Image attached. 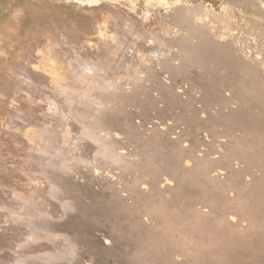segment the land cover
<instances>
[{"label": "bare ground", "instance_id": "6f19581e", "mask_svg": "<svg viewBox=\"0 0 264 264\" xmlns=\"http://www.w3.org/2000/svg\"><path fill=\"white\" fill-rule=\"evenodd\" d=\"M98 1L99 0H92L91 2L94 4ZM160 2L167 11L162 14L159 13L160 15L157 16L159 21H172L174 26L172 24L170 26L163 25L158 31L156 30L157 28L154 30H147L148 26L145 28V24L147 25V18H139V12L141 11L138 5H130L129 3L123 4L120 1V3H118L119 5L115 3H113L114 5L109 3V5H107V3L100 5L96 4V7L89 9L91 10L89 13L87 11L83 13L81 9H79V12L74 10V12L70 14V17H67L69 19L68 21L57 18L58 16H51L49 20L43 22V20H41L43 15H39L35 19L38 22L40 21V23L36 25V28L33 30L31 29L32 34H29L30 39L23 45L16 44L14 46L15 48H13V51L17 55L15 58L17 61L14 60V62H17L16 64L18 67L16 64L15 65L19 68V71L16 73L25 78V80H29V82H23V80L22 83L24 84L22 85H19L18 82L17 86L15 85L17 88H15V86L14 88L9 86L6 88L5 86L7 85H2L4 88L9 89V91L11 89V91L14 92L15 99L17 97L19 98V94H22L23 91L26 92L29 95L31 107L29 108L30 104L27 105L29 109H27V107L24 108L26 112L22 113L19 111V113L12 111V109L10 110L11 112L9 111L10 113L8 112L11 118L9 119L12 120V125L15 127V130L17 128L19 134L12 132V137H10V139L14 141L18 140V145H16V143V146H14V144H8L10 139H5L7 141L5 145L7 148L5 149L9 148V151L12 150L13 153L11 154H14L18 149H20L21 152L23 147L29 149V151L25 149L24 152L28 153L26 156L22 157L18 156L17 152V155L15 154L14 156L10 154L11 157L9 156L10 158L8 157L5 160L6 163L12 164L13 166L12 169H8L7 167L8 172L21 173V175H19L20 177H17L15 174H7L8 176L6 175V177L0 176V186L1 188L3 187L2 194H0V212L3 209H8L13 213H15L14 210H16L19 214L16 212L15 218L13 217L14 215H11L14 219H7L4 217V221H0V238L3 236L1 239H3L5 244L11 245V247L12 245H16L17 252L15 250L13 251H15L16 254L18 252L22 254L21 257H25V261H21L20 258L17 262L11 261L12 259H9V255L12 253H7L9 252V247L6 252L5 245L1 244V263L54 264L56 259L64 257L68 249H71L69 247L73 245L70 236L53 230L49 222L40 218L44 211H50L48 207L49 200L43 195L46 188L40 187L44 182L42 173L48 171L45 165L49 158L41 156L40 152L42 150H49L48 146H56L62 115H68L70 111L72 112L78 122L76 127L83 125L82 130L87 137V142L93 148V151L84 152L82 154L81 162L78 165L75 167L70 166V170H66L63 173H57V177L65 187L67 196H69L72 192L73 175L81 174L83 169H88L93 172L95 176V173H98V170L101 169L100 165L103 159L114 162L113 165L115 162L121 163L127 170L131 168V164H134L128 160V158L130 159V155H127L124 151L122 152L123 148L119 147L117 139L121 132L118 134L116 130V128H120L124 132H128V129L132 131L133 128L131 123L116 117L113 120H116L118 127L110 129L108 128V123L105 121L106 118L104 114L110 108L111 100L117 97L115 91L119 85L116 82L118 79H116V76L125 75L133 71L135 72L138 65L142 66L141 64L144 63L142 60L143 55L149 58L148 61L150 60L152 63L158 64L168 71L180 69V64L183 63L182 61L191 55V51H189L191 48L189 42L194 38L195 23L199 19L202 21V18H205V20L209 19V21L207 20L209 23L206 26L207 28L198 30L199 34L204 38L203 48L205 47L207 49L212 60L219 67L234 71H246L247 68L255 64L254 61L257 62L261 58L260 55H263L259 53L253 59L246 45H244L245 43H242L243 41L239 39V35H237L238 32H235L236 28H233L231 25L228 26L229 24H226V21V26L220 28L222 30H219V28L214 25L218 21V17L213 7L208 9L207 6L201 3L199 5H190V2V4L188 2L183 3L181 0H177L172 4L173 6L166 0H161ZM245 2L252 8L258 10V14L256 13V15L264 19V0H245ZM149 18L148 21H150ZM17 20L19 19L17 18ZM21 20H19V22ZM205 20H203V23L207 22ZM201 21L200 23H202ZM11 23L12 21L9 22L10 26H12L15 21ZM184 24H188V29H181ZM148 25L150 26L151 24ZM5 26L4 29L9 27V25ZM21 27L23 26L21 25ZM18 28L21 30L20 26ZM262 29L263 28L259 30L262 31ZM260 31H258V33ZM5 32L6 31H4V33ZM262 34L264 36V30ZM0 36H2L1 39L4 37H11L7 32L5 36ZM262 39L264 40V38ZM4 49L5 48H3V50ZM198 63L200 64L199 61ZM201 63L203 65L205 64L203 60ZM146 66L147 64H145L143 70L149 72ZM12 72L15 73L14 70ZM9 73L10 72H8V74ZM16 73L15 77L13 76L14 74H11L14 78L11 79L13 81L15 80V83L17 81L15 78L19 77L16 76ZM136 77L138 78V75H136ZM248 77H250V75H248ZM22 79L18 81L21 83ZM4 81L5 82H3L2 79V82L6 83V80ZM226 84L229 85L230 89L223 92V88ZM2 85L0 87H2ZM262 87L263 90L260 91ZM94 88H100V90L98 93L95 91L96 93L94 95H90L89 93H91ZM121 88H118V90H121ZM232 89L236 90V96L232 95ZM0 90L2 91V89ZM205 90L206 93L213 94L212 97L208 95L202 98L201 101L204 102L205 108L202 109L209 114L210 127L214 132L213 140L207 137L206 140L213 142L212 144L218 143V156L214 153H207L208 151H205L206 153L203 152L206 155L205 159H201L202 156H205L200 155L193 159L192 157H190L191 159L187 158L183 160V163L186 168H194L200 175L201 173L202 175H207L209 166L211 164H216L219 168L216 173L217 178L222 179V175L226 174L228 175V182L223 186H214L213 189L215 191L212 192V195L205 197L202 201L203 203H192L191 209L193 214L190 213L187 218L185 217L184 219L182 218L176 221L182 228H185V231L186 228L192 225L189 228L192 233L196 232H193L192 227L198 226V231L200 233L199 239L194 238L191 232L190 235L189 233L181 232L182 234L179 233L177 236L174 235L175 238L177 237V243L180 242L178 243L179 246L172 243L175 247L169 245L168 249H162L163 251L156 253L154 247L157 242L155 245H142L145 239H143V236L140 237L141 233L138 235L140 238H137L140 243L135 248L137 249L138 255L141 253V256H143V252L156 254L155 256L160 257L166 264H180L185 261L187 259L186 257L189 255L188 253L193 252L190 248L186 249V244L191 242L193 243H191L192 245L190 244V246L198 249L197 252L201 255V259L204 258L206 261L213 264H223L226 255H229V253L233 255L238 254L237 252H242L240 249L249 250V256L253 257L255 261L259 258L264 260V215L261 214L264 208V148L255 150L251 156H248L244 152H237V149L235 150L234 148L235 143L243 138L241 135L242 133L253 134L264 138V82L259 75L254 76L253 74V77H250V79L239 78L231 83L227 79H224L221 82V86L212 83L208 85ZM6 91L4 90V93L9 92ZM192 91L194 96L191 102L200 97L198 96L200 95L199 90L193 88ZM83 92L86 94L88 93L90 98L84 99L86 95H84V98H81L80 95L82 96ZM11 94L8 96L10 97ZM23 96H21L20 99L23 97L24 102V99L27 98H25L26 96L24 94ZM12 99L11 97V101ZM254 100L256 101L253 102ZM30 101L28 102L30 103ZM5 103L7 104L8 101ZM253 103L255 104L253 105ZM32 104H34V106ZM24 105H26L25 102ZM15 106L16 105H14L13 108H15ZM24 109L23 111H25ZM2 122H0V124ZM8 123L11 125V121L8 122L7 120L6 125H8ZM3 124L4 123H2V125ZM220 124H225L226 128H222V126L221 128H217ZM12 125L7 127H12ZM14 127L12 129H14ZM2 130H0V134H2ZM3 131L6 132L5 129ZM4 135H6V133ZM5 137L1 138L0 136V140L2 141ZM13 146H21L22 148L20 147L17 150L14 148V151L12 149ZM145 159H147V157ZM53 163H55V161ZM148 164L149 163H147V165ZM7 169H5V171ZM28 171H32L33 173L30 172L32 174L38 173V182L35 181L36 176L34 177L32 174L30 177H33V181L25 179V175L28 174ZM0 175L3 174L0 173ZM182 175L184 176L182 180H185L189 174L187 175L186 171V175L185 173H182ZM26 176H29V174ZM145 176L143 177L144 180L142 179L144 182H140L142 176H140V179L138 177H133L134 188H140L142 192L146 188H149L148 186L150 183L146 182ZM30 177L29 179H32ZM17 178H19L18 181L16 180ZM82 178L84 177L82 176ZM243 178L244 181L242 182ZM177 181L178 180L172 178H166L162 188L174 187L175 190L171 188L174 190V194L175 191H177L176 193H181L184 188L182 186L183 183H178L177 185ZM244 189H251L250 191L256 194V199H258V201H255L258 204L259 210L257 212L253 211V213H251L252 215H248L247 213L244 215L243 213L244 217H239V214L232 213L229 209L233 207L236 209L242 208V197L240 196V192ZM173 193L171 197L174 196ZM64 203L65 213L69 214L72 208H74L73 204L67 200ZM145 205L149 206L148 204ZM144 206L143 208H145ZM151 207L152 206H149L144 209L145 215H141L139 212L140 215H136L137 218L134 221L138 229L142 228L144 231L146 230L145 234H148L149 229L147 228L153 222L150 219L151 209H153ZM149 208L151 209L149 210ZM133 210H135V208ZM126 211H128V209ZM4 212L2 211V213ZM248 216L250 219H246ZM6 217H8V215ZM10 220L12 221L10 222ZM184 223H187V225L190 224V226L184 227ZM181 226H178V228ZM193 228L195 229V227ZM181 229L175 230L179 232ZM150 234L152 235V233ZM30 236L32 238L31 240L28 239ZM44 236L48 237L47 241L44 240ZM248 238H251V241L247 240ZM147 240L149 241L150 238ZM26 241L28 242L26 243ZM11 247L10 249H12ZM246 252L244 251L245 254ZM194 256L196 257L198 255L193 253L192 257L194 258ZM250 258L248 257L247 260L251 261L252 259L249 260ZM252 261L255 262L254 260ZM236 262L233 261V264H236Z\"/></svg>", "mask_w": 264, "mask_h": 264}, {"label": "rangeland", "instance_id": "374dc122", "mask_svg": "<svg viewBox=\"0 0 264 264\" xmlns=\"http://www.w3.org/2000/svg\"><path fill=\"white\" fill-rule=\"evenodd\" d=\"M91 1L92 0H0V35L5 36V33L7 32L9 33V36H11L4 37L3 39H1L2 36H0V86L3 84L4 86L7 85L5 86L6 88H8V86L14 88L15 85L17 86L18 82L19 85L24 84L22 83L23 80V82H29V80H25V78L17 75L16 72L19 71V68H17V62H14L16 54L14 51L12 52V54L10 52L13 50V48H15L14 46L16 44L23 45L29 40V34H32L31 29L33 30L34 28H36V25L40 23V21L38 22L35 18L39 15L45 14V12V15L47 16H42L43 18H45L41 19L43 20V22L49 20V17L51 16H58L57 18L65 19L68 21L70 14L73 13L74 10L76 12H79V9H81L83 13L84 11H87L89 13L91 11L89 9L96 7V4L100 5L107 3V5H114L113 3H115L119 5L118 3H120L121 1V3L123 4L129 3L130 5H138L141 11L139 12V18H147V25L145 24V28L148 26L147 30H154L157 28L156 30L158 31L163 25L170 26L172 24L174 26L172 21H159V18L157 16L167 11V9L160 2L161 0H99L94 4ZM166 1L170 3V5H172L177 0ZM181 1H183V3L190 2V5H199L201 3L207 6L208 9H211V7H213L218 17V21L214 25L217 26L219 30H222L220 28L226 26V24H229L228 26L231 25L233 28H236L235 32H238L237 35H239V39L243 41L242 43H245L244 45H246V48L249 50L253 59L259 53H262L263 55H260L261 58L257 62L254 61L255 64L251 65L250 68H247L246 71H234L224 67H219L212 60L211 55L208 53L207 49L205 47V49L203 48L204 38L201 34H199L198 30L207 28L206 26L207 24H209V19H207V21L205 20V18H202V21L199 19V22L197 21L195 23L193 34L194 38L189 42V46L191 47L189 51H191V55L188 56L187 59H184L182 61L183 63L180 64V69L168 71L162 66L152 63L150 60L148 61L149 58L146 55H143L142 60L144 61V63L141 64L142 66L138 65L135 72H129V75H117L116 79H118L116 80V82L122 88L119 86L118 88H121V90H118V88H116L115 92L117 97L111 100L113 103H110V108L108 109L109 112L106 111L104 116L106 118L105 121L109 125L108 128L110 129L118 127L116 120H113L116 117L122 120H127L129 123H131L133 132L130 131V129H128V132H124L120 128H116V130L118 131V134L121 132L119 134V138L117 139L119 142V147L123 148L122 152L124 151L127 153V155H130V159L128 158V160L129 162L134 164H131V168L127 170L121 163L115 162V164L113 165L114 162L103 159L101 161L102 164L100 165L101 169L98 170V173H95V176L93 175L94 173L89 171L88 169H83L81 174L73 175L72 192L71 194H69L67 201L72 203L73 207L77 209L78 216L72 218L71 221L66 225V227L71 232H61L65 235L70 236L73 245L69 248H71L72 250L68 249L67 254L64 257L56 259L54 264H166L162 259H160V257H156V254L143 252V256H141V253H139L138 255L137 249L135 247L138 246L140 241L137 238L143 236V239L145 240L142 242V245L144 246L148 244V246L152 244L155 245V243L157 242L154 247L156 253L166 250V248L168 249L169 245L173 247H175V245L179 246L178 243L180 242L177 243V237L175 238V236H177L181 232L189 233L190 235L192 231L189 228L192 225L190 226V224L187 225V223H184V227L190 226L189 228H186L185 231V228H182V226L179 225V223H177L176 221L181 220L182 218L184 219L185 217L187 218L190 213L193 214L191 209L192 203H203L202 201L204 200V198L212 195V192L215 191L213 189L214 186H223L228 182V175L226 174L222 175V179L217 178L216 173L219 168L216 164H211L209 166L207 175H202L201 172L200 175L194 168H190L191 170L186 168L183 160H186L187 158L191 159L190 157H192L193 159L200 155H204L205 157L202 156L201 159H205V153L207 151V153H214L216 156H218V143L212 144L213 142H209L206 140V137L210 138L211 140H213L214 138V132L210 127L211 123L209 122V114L206 113L204 109H202L205 108V105L204 102L201 101L202 98H205L208 95H210L211 97L213 96V94L206 93L205 88L208 85L213 83L217 84V86H221V82L224 79H227L230 83L239 78L250 79V77H253V74L254 76L259 75L264 82V40L262 39L264 38L262 34L264 30V19L260 16H257L256 13L258 14V10L246 4L245 0ZM234 1L237 3H235ZM17 18L19 20H21L22 18L25 19H22L20 23ZM148 18L150 19V21H148ZM13 19H16L17 21ZM203 20L207 22L203 23ZM10 21H12V23H14L15 21V25H12L14 27L10 26ZM200 21L202 23H200ZM148 24H151L152 26H149ZM5 25H9V27L4 29L6 27ZM21 25L23 27H21ZM19 26L21 30H19ZM261 28H263L262 31H260ZM181 29H188V24H184ZM4 31L6 32L4 33ZM258 31H260L261 33H258ZM4 44L6 47L4 46ZM3 48H5L6 50H3ZM201 59L205 62L206 65H203L201 63ZM198 61L200 62V64L198 63ZM15 64L17 65V67ZM145 64H147L148 67L146 66V68L149 69V72L143 70ZM13 70L16 73V76H19L15 78L17 80L16 83L15 80L13 81L11 79L13 78V76L15 77V73L12 72ZM7 71L10 72V75ZM11 74L14 75L12 76ZM136 75H138V78L136 77ZM248 75H250V77H248ZM2 79L3 82H5L4 80H6V83H3ZM19 79H22L21 83L20 81H18ZM3 85L2 87H0V89H2L3 91L2 92L0 90V122L4 121L2 123H4L5 125L3 124V127L1 123L0 130L4 128L6 132H4L3 129L0 136L1 138L5 137L6 135L9 136H6L4 139H2V141L0 140V173L3 174L0 176L6 177L7 174H15L17 177H20V172V174L8 172V169H12L13 166L12 164H8L5 162L10 154L13 153L12 150L9 151V148V150L5 149L7 148L5 146L7 144L6 140H9L10 137H12V132H19L17 131V128L15 130V127L12 125V120H10L11 118L8 115V112L11 109L15 112H26V109L24 108H26L29 104L30 108L31 101L29 100V95L24 91L19 95L20 97L23 96V94L26 96L25 98L27 99H24L26 105H24L23 102L24 96L22 97V99H20V97H17L16 101V99L14 98V92L11 91V89L9 91V89L4 88ZM16 86L15 88H17ZM193 88L199 90L200 95L198 96L200 97L197 98V100L195 99L193 102H191V99L194 96V93L192 91ZM228 89H230V87L228 84H226L223 88V92ZM4 90H7L6 92H9L4 93ZM99 90L100 88H94L89 94L94 95L96 92L98 93ZM262 90L263 87L260 89V91ZM9 94H11L10 97L8 96ZM89 94L83 92V95H80V97L84 98V95H86L84 99H89ZM232 95H237L236 90L232 89ZM11 97L13 98L12 101ZM7 101L8 103L6 104L5 102ZM28 101H30V103ZM255 101L256 100H254L253 102ZM254 104L255 103H253V105ZM14 105H16L17 107L15 106V108H13ZM32 105L34 106V104ZM22 108L25 111H23ZM29 108L27 107V109ZM7 120L8 122L11 121L12 127H7L11 126L10 123L6 125ZM221 126L222 128H226L225 124H220L217 126V128H221ZM13 127L14 129H12ZM5 133L6 135H4ZM241 135L243 138L239 142H236L234 146L235 150L237 149V152H244L248 156H251V154H253L255 150L264 148V138L248 133H242ZM10 141H12L13 143ZM17 142L18 140L14 141L13 139H10L8 144H14V146H16L18 145ZM14 146L12 147V149L14 150V148H16L17 150L22 145L18 147ZM25 149L26 151H29V149L24 147L22 148L21 152L20 149H18L16 151L18 156H26L28 152L25 153ZM16 152L11 155L14 156ZM146 157L147 159H145ZM147 163L149 164L147 165ZM5 169H7V172L5 171ZM186 171L187 175H189L185 180H182V177H184V174L182 175V173H185L186 175ZM30 172L28 171L29 176H26L28 174L25 175V179L33 181L34 179L32 176H36L37 179L35 178V181L38 182V173L36 174L34 172L35 174H32L33 172ZM31 174L32 176L30 177ZM82 176L84 178H82ZM140 176H142L140 182L144 180L143 177L145 176L146 182L151 184H149V188L145 189L147 191L143 190L142 192L140 188H134L135 186L133 180L135 177H138L140 179ZM29 177L32 179H29ZM166 178L178 180L176 182L177 185L178 183H183L182 186L184 188L182 192L176 193L177 191H175V194L178 198L173 193L175 190L174 187L162 188L163 182ZM16 180L18 181L19 178H17ZM243 181L244 178L242 182ZM154 182L156 183V185ZM171 188H173L174 190ZM2 189L3 187L1 188L0 186V194H2ZM250 190L244 189L240 192V196L242 197V208L236 209L233 207L234 209H229L230 212L239 214V217H244L246 213L250 215L251 213H253V211L257 212L259 210L258 204L256 202L258 201V199H256V194H254V192ZM172 193L174 194L173 197H171ZM145 204H148L149 206H152L151 208H153H149V210L151 209L150 219L153 222L149 227L147 226V229H149L148 234H145L146 230L144 231V229L142 228L138 229V227H136L134 223L135 219L137 218L136 215H138L139 212L141 215H145L144 209H146V207H149ZM143 206L145 208H143ZM134 208L135 210H133ZM127 209L128 211H126ZM2 211L5 212L2 213ZM9 211L10 210L8 209L1 210L0 221H4L5 218L11 219L13 215L14 218L16 217V210H14L15 213ZM17 214H19V212H17ZM261 214L264 215V208ZM5 215H8V217H6ZM68 215H71V212ZM246 219H250V217L248 216V218ZM11 221L12 220H10V222ZM204 225L207 226L206 224ZM178 226H181L179 227L180 229L182 228L181 231L179 230V232L176 231L179 229ZM193 227H195V229ZM193 227V232H196H194L195 234L192 233V236L199 239L198 237L200 233L198 231V226ZM150 233H152V235ZM138 235H140V237ZM1 238H3V236ZM1 238L0 246L1 244L5 245L6 252L8 251L9 247V252L7 253H12V256L9 255V259H12L11 261L17 262L20 259L21 261L24 260L25 257H21L22 254H20L19 252L16 254V245H12L11 247V245L9 246V244L7 243L5 244L3 239ZM148 238H150L149 241L147 240ZM247 240L251 241V238H248ZM172 243H174L175 245H172ZM191 243L186 244V249L190 248V250H192L193 252H189V255L187 254L188 257H186L187 259L180 264H213L209 261H206L204 258L201 259V255L197 252L198 249L190 246ZM10 247L12 249H10ZM13 250H15L16 252ZM240 250L242 252H237L238 254H234L237 256H234L232 253L226 255V258L224 257L225 261L223 264H233V261H237L236 264L264 263V260H261L260 258L255 261L253 257L249 256V250ZM244 251L246 252V254L244 253ZM193 253L198 256H194L193 258ZM248 257H251L249 260L252 259L255 262H253L252 260V262L248 261ZM0 264L3 263L0 262Z\"/></svg>", "mask_w": 264, "mask_h": 264}, {"label": "clouds", "instance_id": "9594fccd", "mask_svg": "<svg viewBox=\"0 0 264 264\" xmlns=\"http://www.w3.org/2000/svg\"><path fill=\"white\" fill-rule=\"evenodd\" d=\"M75 116L70 111L68 115H62L61 127L57 135L56 146H48L49 150H42L40 155L48 157L45 165L48 171L42 173L44 182L40 185L41 188H46L43 195L49 200V209L41 214L42 219L49 222L52 229L58 232H71L66 225L72 218L78 216L77 209L74 207L71 210V215L65 213V201L68 199L67 192L57 173H63L75 167L81 162L84 152L93 151L92 146L87 142V137L84 133L83 125L76 127ZM55 161V163H53ZM31 240V236L28 238ZM47 241L48 237L44 236ZM28 241H26L27 243Z\"/></svg>", "mask_w": 264, "mask_h": 264}, {"label": "crops", "instance_id": "0c3cea01", "mask_svg": "<svg viewBox=\"0 0 264 264\" xmlns=\"http://www.w3.org/2000/svg\"><path fill=\"white\" fill-rule=\"evenodd\" d=\"M44 15V14H43ZM45 16H47V15H45ZM50 18V17H49ZM49 23V22H48ZM29 39H30V37H29ZM12 52H13V50L11 51V54H12ZM16 54V53H15ZM17 57V55L15 56V58Z\"/></svg>", "mask_w": 264, "mask_h": 264}]
</instances>
